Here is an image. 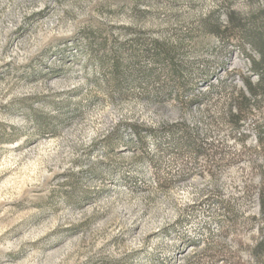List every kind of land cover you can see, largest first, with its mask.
I'll return each mask as SVG.
<instances>
[{
	"label": "rangeland",
	"instance_id": "obj_1",
	"mask_svg": "<svg viewBox=\"0 0 264 264\" xmlns=\"http://www.w3.org/2000/svg\"><path fill=\"white\" fill-rule=\"evenodd\" d=\"M263 3L0 0V264H264Z\"/></svg>",
	"mask_w": 264,
	"mask_h": 264
},
{
	"label": "trees",
	"instance_id": "obj_2",
	"mask_svg": "<svg viewBox=\"0 0 264 264\" xmlns=\"http://www.w3.org/2000/svg\"><path fill=\"white\" fill-rule=\"evenodd\" d=\"M261 14V26L257 28L255 32L247 33V35H244L243 37L246 40H249L251 46L256 50L258 54L257 60L252 59L251 67L254 71L257 73V80L255 83H252L248 78L244 80L245 83V91L249 94H259L264 98V3L260 10ZM239 112H241V109H238ZM235 120L233 122L235 123L241 114L237 113ZM259 214L262 217L263 220V226H264V181L262 184V187L259 191ZM264 230V229H263ZM264 241V240H263ZM262 240L258 242L257 245L262 247V244L264 243Z\"/></svg>",
	"mask_w": 264,
	"mask_h": 264
}]
</instances>
